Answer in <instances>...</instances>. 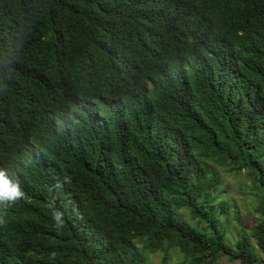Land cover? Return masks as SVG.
<instances>
[{
	"label": "trees",
	"instance_id": "1",
	"mask_svg": "<svg viewBox=\"0 0 264 264\" xmlns=\"http://www.w3.org/2000/svg\"><path fill=\"white\" fill-rule=\"evenodd\" d=\"M0 172V264H264V0H0Z\"/></svg>",
	"mask_w": 264,
	"mask_h": 264
},
{
	"label": "rangeland",
	"instance_id": "2",
	"mask_svg": "<svg viewBox=\"0 0 264 264\" xmlns=\"http://www.w3.org/2000/svg\"><path fill=\"white\" fill-rule=\"evenodd\" d=\"M218 174L223 179V184L220 186V190L224 198H219L216 203L227 202L228 210L225 214L224 210H219V217L225 230V236L230 238V241H234L239 231V225L236 221L238 217L240 224L244 229H249L255 219L258 218V214L255 212L256 203L254 202V190L252 188L251 177L247 176L246 171L241 170L239 172L228 170L227 168H217ZM181 218L190 221L192 224L195 221H191L185 210H181L178 213ZM225 237V240L227 238ZM142 264H185L183 255L177 249H171L167 254H145ZM215 264H237L228 261L226 258H221Z\"/></svg>",
	"mask_w": 264,
	"mask_h": 264
},
{
	"label": "clouds",
	"instance_id": "3",
	"mask_svg": "<svg viewBox=\"0 0 264 264\" xmlns=\"http://www.w3.org/2000/svg\"><path fill=\"white\" fill-rule=\"evenodd\" d=\"M23 196L24 193L18 185L9 180L4 172H0V203L5 201L15 202ZM55 218L59 220L58 216Z\"/></svg>",
	"mask_w": 264,
	"mask_h": 264
}]
</instances>
